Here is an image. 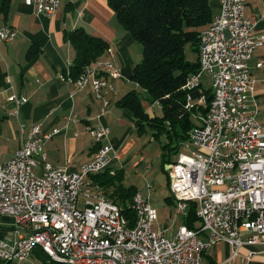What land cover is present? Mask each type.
Returning a JSON list of instances; mask_svg holds the SVG:
<instances>
[{
	"label": "built area",
	"instance_id": "1",
	"mask_svg": "<svg viewBox=\"0 0 264 264\" xmlns=\"http://www.w3.org/2000/svg\"><path fill=\"white\" fill-rule=\"evenodd\" d=\"M248 0H220V11L200 35V69L183 86L185 110L195 125L174 162L167 163L171 192L178 199V213L188 215L194 202L200 226H179L173 237L155 228L158 212L138 192L129 207L135 214L120 219L122 207L108 198L87 194V187L102 188L91 175L110 167L116 150L109 142L110 128L100 124L89 130L97 144L93 157L79 170L55 166L47 160L44 143L59 133L32 125L20 149L0 160V217L13 219L14 238H0L7 262L29 259L31 240H43L55 254L85 256L84 264H208L204 252L219 241L231 245L223 262H236L243 246L264 251V122L257 120L249 97L254 91L248 61L264 34L254 36L256 17L245 14ZM39 14H54L60 0H25ZM17 32L0 25V41H13ZM77 76L67 77L78 89L91 85L96 98L110 103L107 95L121 78L111 47ZM211 77L212 101L207 106L202 73ZM8 115L16 117L28 98L13 93ZM159 104L155 101L149 110ZM105 110V109H104ZM71 120L77 117L73 112ZM22 130L25 125L22 124ZM1 151V144H0ZM84 198L85 207L78 201ZM255 251H251V256Z\"/></svg>",
	"mask_w": 264,
	"mask_h": 264
},
{
	"label": "crops",
	"instance_id": "2",
	"mask_svg": "<svg viewBox=\"0 0 264 264\" xmlns=\"http://www.w3.org/2000/svg\"><path fill=\"white\" fill-rule=\"evenodd\" d=\"M210 2L213 15L218 14L220 0H210ZM245 14L247 17L257 18L254 36L259 37L264 34V0H248ZM4 24L15 29L17 36L13 41H0L2 160L9 159L21 148L32 125L40 124L45 131L60 130L44 143L47 160L55 166H67L72 171L79 170L97 150V144L89 128L104 124L110 128L109 142L116 150L108 171L115 173L122 170L124 174L130 164L135 168L140 167L144 152L142 148L135 151L138 145L135 138L144 131H139L136 127L133 113L117 103L122 96L132 90L131 84H137L131 77L134 66L139 61L136 46L138 41L119 21L109 0H60L59 9L52 15L37 13L34 7L25 3V0H12L7 20L0 18V25ZM80 27L90 36L107 41L115 52L116 64L121 68L123 76L115 80L116 90L107 95L110 101L107 107H104L103 100L96 98L91 85L78 89L67 79L77 53L67 33ZM101 56L107 58L105 52ZM248 65L255 80L249 104L251 109L256 111L257 120L262 123L264 122V44L256 47ZM203 74L202 89L207 90L211 88V77L210 86L207 88L204 85ZM13 93L28 98L16 117L8 115V108L12 105L8 97ZM146 111L151 112L150 115H155L154 111ZM73 112L77 113V117L69 120L68 115ZM22 124L25 125L24 131ZM174 140L176 143L173 146L178 145L177 150L174 151L178 154L183 149V142L178 144V140L172 138L171 144ZM123 185L135 186L136 193L138 192L139 188L135 184H125L123 180ZM170 201L177 209L172 196ZM190 206L191 204L188 212ZM180 215L183 221L178 226L185 225V217ZM12 225L11 217H0V230L6 234L4 239L16 236L13 234ZM195 225L200 226V220L196 221ZM178 226L171 231L166 223L164 229L158 230H163L168 237H173ZM253 250L255 253L249 256ZM230 253V243L219 241L206 250L204 260L208 264L223 262ZM236 262L264 264V251L260 246H243L240 248Z\"/></svg>",
	"mask_w": 264,
	"mask_h": 264
},
{
	"label": "trees",
	"instance_id": "3",
	"mask_svg": "<svg viewBox=\"0 0 264 264\" xmlns=\"http://www.w3.org/2000/svg\"><path fill=\"white\" fill-rule=\"evenodd\" d=\"M11 4L12 0H0V18L5 21ZM109 4L119 21L143 46L142 61L134 66L131 79L146 92L145 101L159 102L162 115H150L136 89L128 91L117 103L133 113L139 131L149 126L166 131L170 138L178 140V144L187 141L195 122L192 113L185 110L187 92L183 86L187 77L200 69V63L199 57L195 62L186 59L185 45L191 43L198 54L200 35L214 17L210 0H109ZM67 37L77 51L70 69L73 77H77L109 47L107 41L90 36L82 27L68 32ZM205 93L207 106L198 107L197 112L205 113L212 101V89H207ZM177 148L178 145L174 150ZM108 168L102 173L91 175V178L104 188H101L103 193L110 187L114 188L120 198L109 196L106 192L104 194L113 197L123 208V213L134 221L135 214L129 204L137 188L123 185L122 170L110 173ZM198 220L196 204L192 202L185 224L195 228ZM36 249L48 257L41 247L33 251ZM51 263L57 262L51 260ZM0 264L11 263L0 257Z\"/></svg>",
	"mask_w": 264,
	"mask_h": 264
},
{
	"label": "rangeland",
	"instance_id": "4",
	"mask_svg": "<svg viewBox=\"0 0 264 264\" xmlns=\"http://www.w3.org/2000/svg\"><path fill=\"white\" fill-rule=\"evenodd\" d=\"M137 43L138 44H136V46L139 63L142 61L143 58V46L139 41ZM185 57L190 62L197 61V53L191 43H187L185 45ZM203 73L202 74L204 78V85L208 88L210 86V76L207 72ZM130 87L132 89H136L140 93L141 97L143 98V104L146 110H149L152 103H149L144 100L146 92L135 83L131 84ZM148 113L150 114L151 112ZM154 114L158 116L162 115V111L159 104L155 106ZM150 129L151 128H149L148 126L145 128L142 135L137 136L136 138L134 137L135 140L138 141V145L135 151L139 148H142L141 150L142 152H144V157L141 158L144 159L140 167L135 168L130 164L132 167L129 165L128 168L125 169L123 174V180L125 184L137 185L139 188L138 193L143 198H148L150 204L156 208L158 212L156 228L164 229L165 224L168 223L169 229L171 231H174L176 227L182 223L183 220L182 216L177 211L178 208L176 209L170 201V197L172 196L174 198V196L170 189L169 176L167 170H165L164 165L165 162H174L176 160L177 152L172 149L174 147L173 144L176 143V141L174 140L171 144L172 138L170 139L166 131H162L161 129H159L161 131H158L155 128H152L151 130ZM154 132L158 133L154 134ZM135 134L137 135V132ZM166 145L167 148H165ZM2 158L3 153L0 154V159L2 160ZM105 192L104 193L109 196L112 195L113 197H119V194L114 191V188L110 187L109 189H106ZM85 203V199L81 197L78 201L79 208L85 207ZM0 237H6V234L2 230H0ZM24 264L52 263L50 258L46 257L44 254H42L36 249L32 252L31 256L29 257V259L26 260ZM56 264L62 263L57 262Z\"/></svg>",
	"mask_w": 264,
	"mask_h": 264
},
{
	"label": "bare ground",
	"instance_id": "5",
	"mask_svg": "<svg viewBox=\"0 0 264 264\" xmlns=\"http://www.w3.org/2000/svg\"><path fill=\"white\" fill-rule=\"evenodd\" d=\"M108 167H98L96 169V174L104 172ZM87 194H95V198H108L109 200H113L109 196L105 195L101 190L93 187H87ZM174 199L177 203V208H178V199L175 197L173 194ZM128 217L123 213V208L121 209L120 212V219H127ZM36 247H41L43 251L48 255V257L58 263L62 264H84L85 263V256H77V257H72L69 258L66 256V254H55V252L52 251L50 245L47 243H44L43 240H31V251L29 252V257L31 256L33 250ZM0 257L1 259L3 258L4 261H7V254L5 253L4 249L2 246H0ZM27 260V259H26ZM12 263L16 264H21V258H14Z\"/></svg>",
	"mask_w": 264,
	"mask_h": 264
},
{
	"label": "water",
	"instance_id": "6",
	"mask_svg": "<svg viewBox=\"0 0 264 264\" xmlns=\"http://www.w3.org/2000/svg\"><path fill=\"white\" fill-rule=\"evenodd\" d=\"M165 168L167 169L168 168V165H165Z\"/></svg>",
	"mask_w": 264,
	"mask_h": 264
}]
</instances>
